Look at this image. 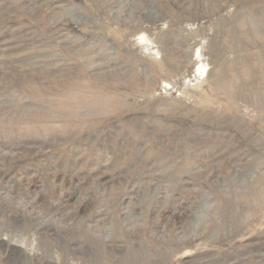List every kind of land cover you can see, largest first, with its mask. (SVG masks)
Here are the masks:
<instances>
[{
  "label": "rangeland",
  "instance_id": "rangeland-1",
  "mask_svg": "<svg viewBox=\"0 0 264 264\" xmlns=\"http://www.w3.org/2000/svg\"><path fill=\"white\" fill-rule=\"evenodd\" d=\"M0 264H264V0H0Z\"/></svg>",
  "mask_w": 264,
  "mask_h": 264
}]
</instances>
